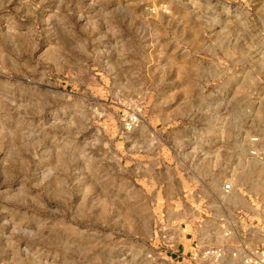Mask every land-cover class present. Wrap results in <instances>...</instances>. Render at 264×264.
Wrapping results in <instances>:
<instances>
[{
    "label": "rangeland",
    "instance_id": "rangeland-1",
    "mask_svg": "<svg viewBox=\"0 0 264 264\" xmlns=\"http://www.w3.org/2000/svg\"><path fill=\"white\" fill-rule=\"evenodd\" d=\"M263 247L264 0H0V264Z\"/></svg>",
    "mask_w": 264,
    "mask_h": 264
},
{
    "label": "built area",
    "instance_id": "built-area-1",
    "mask_svg": "<svg viewBox=\"0 0 264 264\" xmlns=\"http://www.w3.org/2000/svg\"><path fill=\"white\" fill-rule=\"evenodd\" d=\"M225 189H226V191H229L230 187L226 186ZM255 255H256L255 258L257 259V262H255L254 264H264V247L257 249L255 252ZM251 263H253V262L251 261Z\"/></svg>",
    "mask_w": 264,
    "mask_h": 264
}]
</instances>
